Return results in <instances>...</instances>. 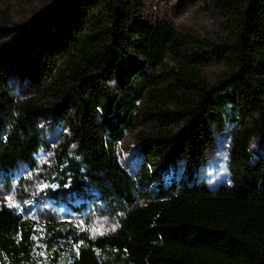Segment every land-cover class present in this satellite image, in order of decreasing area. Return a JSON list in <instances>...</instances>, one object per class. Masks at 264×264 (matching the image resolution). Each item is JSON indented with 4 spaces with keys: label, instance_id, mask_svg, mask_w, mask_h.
<instances>
[{
    "label": "trees",
    "instance_id": "trees-1",
    "mask_svg": "<svg viewBox=\"0 0 264 264\" xmlns=\"http://www.w3.org/2000/svg\"><path fill=\"white\" fill-rule=\"evenodd\" d=\"M216 3L223 34L201 39L170 22L129 27L139 13L131 0H53L0 49V190L20 163L38 167L35 154L46 144L41 120L54 128L63 119L69 130L57 145L47 143L50 164L42 165L52 198L75 195L77 210L94 207L118 224L102 235L52 219L41 224L0 196V264H264V159L252 160L250 151L264 134V0ZM134 54L164 71L149 74ZM206 55L225 65L219 84L198 68ZM14 56L33 89L25 98L14 96L3 72ZM168 57L175 67L166 66ZM123 73L137 86L113 97L107 80ZM227 89L238 106L232 121L248 120L234 130L232 185L213 193L204 181L161 182L156 197L140 204L117 154L126 132L138 119L184 123L178 133L161 126L144 147L183 144L198 165L205 157L198 131L217 119Z\"/></svg>",
    "mask_w": 264,
    "mask_h": 264
},
{
    "label": "rangeland",
    "instance_id": "rangeland-1",
    "mask_svg": "<svg viewBox=\"0 0 264 264\" xmlns=\"http://www.w3.org/2000/svg\"><path fill=\"white\" fill-rule=\"evenodd\" d=\"M53 0H0V49L3 48L12 36H18L25 31V23L37 12L47 8ZM139 13L129 18L128 26H136L144 23L155 24L157 22H170L181 32L201 39H213L218 34H223L222 17L218 11L216 0H131ZM209 49V48H208ZM134 57H137L134 54ZM201 63H197L203 75L212 84H219L225 65L218 57L210 58L207 55ZM139 67L149 74L161 75L164 71L161 66L155 68L147 61L137 57ZM166 66L175 67L176 63L168 57ZM4 75L12 92L17 98H25L33 95L32 86L27 77L21 74L19 62L14 56L13 60H6ZM107 83L113 97H120L123 86L135 89L137 82L132 74L123 73L121 77L114 74L109 77ZM233 91L227 89L221 91V99H226L227 104L218 108L217 119L206 121L198 131L204 137L205 157L203 161L194 165L189 159L187 147L183 144H173L168 149L158 151L157 148H145L151 132L161 126H170L176 133L182 131L185 124L172 121L161 123L155 121L147 123L138 119V126L129 129L125 137L119 142L117 154L123 167L136 180L138 186V200L145 204L156 197L155 190L161 182L166 187L174 180L179 183H191L192 181H204L215 193L220 184L232 185V172L230 170L231 156L233 153V137L236 125L247 123L243 118L239 123L232 121L238 106L229 98ZM41 133L45 146L35 154L38 167L32 169L25 163H20L14 170L12 183L3 185L0 190L2 201L25 217L35 219L41 224L50 219L55 222H68L79 231H87L93 235H102L113 232L118 224L116 218L109 214L92 210H77L74 201L75 195H68L63 201L52 198L51 189L54 185L43 168V164H50V156L46 149L47 143L57 145L69 130L66 121L61 119L53 128L52 120L43 118L40 122ZM195 128H190L193 133ZM197 133V132H196ZM252 160L264 159V134L256 135L250 143ZM41 166V167H40ZM48 259L39 260L36 264H50Z\"/></svg>",
    "mask_w": 264,
    "mask_h": 264
}]
</instances>
